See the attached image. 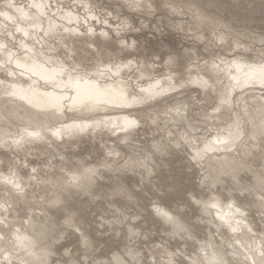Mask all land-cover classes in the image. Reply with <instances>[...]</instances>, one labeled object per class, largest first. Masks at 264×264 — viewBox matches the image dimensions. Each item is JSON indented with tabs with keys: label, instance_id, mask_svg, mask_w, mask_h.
Masks as SVG:
<instances>
[{
	"label": "rangeland",
	"instance_id": "1",
	"mask_svg": "<svg viewBox=\"0 0 264 264\" xmlns=\"http://www.w3.org/2000/svg\"><path fill=\"white\" fill-rule=\"evenodd\" d=\"M40 1L47 2L42 11L34 5L38 0H0V41L14 56L26 53L23 43L27 42L48 66L66 61L73 74L91 77L100 68L101 82L121 79L131 97L144 94L140 88L158 80L173 87L142 104L97 112L63 106V117L48 121L41 112L31 111L28 125L23 118L9 119L8 104L0 107L8 108L0 110L6 115H0L4 121L0 122V264H36L33 258L44 264L51 255L49 264H98L114 252L126 260L138 257L140 264H264V81L249 79L248 83L247 78L248 85L230 87L234 84L231 73L239 69L237 61L248 66L264 63V0ZM12 6L43 12L37 15L41 31L33 28L34 35L28 38L17 32L19 24L25 27L31 19L14 17V24L5 20L3 10L13 11ZM45 29L55 31L47 34ZM221 40L228 43H218ZM4 57L0 50V60ZM115 64L123 66L117 76L102 69ZM3 65L0 80L16 78L9 70L16 66ZM23 77L24 83H30ZM38 84L43 90L55 87L40 78ZM121 115L133 117L136 123L96 124ZM74 120L95 123L68 134L48 130L47 138L30 134L27 141L12 142L14 137L22 138L25 127L37 131ZM220 138L233 145L220 147ZM229 157L241 165L228 164ZM77 176L87 177L86 182L75 184ZM200 194L208 200L217 198L225 208L233 207V213L221 219L212 212L217 224L212 221L224 231L196 215L199 210L191 206ZM250 196L254 202L248 205L244 198ZM167 208L192 220H187L192 236L177 238L169 233L158 216ZM48 220L58 222L61 238L56 244L61 253L47 246L43 252L47 249L49 256L40 250L37 257L25 248L22 251L17 234L22 230L33 234L38 227L37 232H43ZM232 221L245 226L233 232ZM218 248L222 255L225 252L226 263L221 253L217 256ZM86 257L90 260L85 261Z\"/></svg>",
	"mask_w": 264,
	"mask_h": 264
},
{
	"label": "bare ground",
	"instance_id": "2",
	"mask_svg": "<svg viewBox=\"0 0 264 264\" xmlns=\"http://www.w3.org/2000/svg\"><path fill=\"white\" fill-rule=\"evenodd\" d=\"M11 2V1H10ZM9 2V3H10ZM44 3H47V2H44ZM44 3H42V1H40L39 2V0H38V2H35L34 3V5H35V7H38V9L39 10H41L42 11V8L43 7H45V6H43L44 5ZM10 4H12V3H10ZM10 4H7V6H9ZM13 5V4H12ZM17 5V4H16ZM33 5V4H32ZM14 6V5H13ZM12 6V8L14 9V7ZM11 7V6H10ZM9 7V8H10ZM16 8H18V7H16ZM20 8V7H19ZM23 8V7H22ZM5 9V8H4ZM24 9V8H23ZM23 9H14L13 11H5V10H3V12L1 11V13H3L4 14V19L6 18L7 20L9 19V20H11V21H9L8 20V22H12V24H14L13 23V21L16 19L17 20V18H21V17H23V18H21V19H24V18H27V19H31L30 20V22H28V24H27V26H23L22 24H19L18 26H19V28L17 29L18 31L17 32H21V33H23V35H25V36H29V35H31L32 34V32H34V31H32V30H37V28L39 27V29H40V31H41V28H42V26H41V20L38 18L39 16H37L38 14L40 15V14H42L43 15V12L41 13H31V12H29V11H27V10H23ZM29 9V8H28ZM37 9V8H36ZM44 9V8H43ZM44 11V10H43ZM2 15V14H1ZM8 17V18H7ZM14 17H15V19H14ZM36 17V20L34 19V18ZM5 19V20H6ZM4 20V21H5ZM16 20L14 21V22H16ZM7 22V21H6ZM37 27V28H36ZM33 28H35V29H33ZM68 28V27H67ZM15 30V29H14ZM67 31H68V34L70 35V37H71V29L69 28V29H66ZM55 31V29H45V33H47V34H49L50 32L51 33H53ZM15 32V31H14ZM37 32H39L38 30H37ZM9 34H10V31H9ZM38 34V33H37ZM75 34V33H74ZM14 35V34H13ZM13 35H11L12 36V38H15ZM33 35H34V33H33ZM33 35H31L32 37H33ZM10 36V35H9ZM28 36H27V38H28ZM31 36H30V38H31ZM26 38V39H27ZM5 40H7V39H5ZM3 42V41H2ZM21 42V41H20ZM23 42H25V41H23ZM22 43V42H21ZM4 44H5V46H4ZM4 44H2L1 43V41H0V50H1V53L3 52L4 53V55H5V57H4V59L3 60H0V64L1 65H3V63H4V65L6 64V63H8V62H10V64H13V65H15L16 66V68H15V70L16 69H18V71H15V70H13L12 68H9V70H10V72H11V74H14V76L16 77V78H11V79H9V80H7V81H1L0 80V107L1 106H7V104L9 105L8 107H9V109L10 110H8V112L10 113V117L9 116H7V117H9V119L10 118H12L13 120L15 119H19V118H23V119H20V120H22V121H24L25 122V124L26 125H28V123H29V120H30V112L31 111H33V112H38V113H42V117L45 119V121H48V120H51V119H55V118H57V119H59V117H63V115H64V112H63V109H64V107L63 106H67L66 108H72L74 111H75V108H77L78 110L80 109L81 111H85V112H97V111H99V110H104V109H110V108H114V106H124L125 104H139V103H141V102H146V101H144V100H146V99H149V98H151V97H153V96H156V95H160V94H163V93H165V92H167V91H169V90H171V87H173V86H171V85H168V86H165L164 84H162L161 85V83L162 82H160L159 80L158 81H156V82H154V83H152V84H149L148 86H146V87H141L140 89H142V91H143V93L145 94H141V95H137V96H133V97H131V96H127V94H126V87H125V84H124V82L120 79L118 82H113V83H107V82H101L100 81V79L102 78L101 76H103L104 74L101 72V70H100V68H99V70H95V71H93V73H94V75H92V77L90 76V75H88L87 76V74H86V76H83V75H79V73H77L76 72V74H73L72 73V71H74V69L72 70V71H69V65L67 64V62L66 61H61L62 63H58V64H54V65H52L53 63H56V62H53V63H51V67L50 66H48L46 63H44V59L43 58H41L40 57V55L39 54H37V53H35L36 51H33V49H32V46L30 47L29 46V44L26 42V43H23L24 45H25V47L27 48V49H25V54H23L22 56H14V52H13V50H6V49H4V47H6V43H5V41H4ZM23 44H20V45H22L23 46ZM24 47V46H23ZM24 47V48H25ZM33 48H34V46H33ZM35 49H36V47H35ZM73 49H71V51H72ZM73 52V51H72ZM43 56V55H42ZM49 57V56H48ZM45 58L47 59V56H45ZM54 58V57H53ZM48 60V59H47ZM50 60H52V59H50ZM54 60V59H53ZM56 61V60H55ZM46 62H48V61H46ZM58 62V61H57ZM83 62V61H82ZM50 63H48V64H50ZM80 64L79 65H81V62H79ZM73 64V63H72ZM123 64V63H122ZM122 64H118V65H107V66H105V67H102V69H104L105 70V73H107V74H109V76H110V74H118L119 72H121V69L123 68V66H122ZM3 65V66H4ZM76 65V64H75ZM236 65H237V67L239 68V69H237L236 71H233L232 73H231V75L233 76V85H230V87L232 88V86H234V85H236V86H239V85H241V83H247V78H248V83H249V79H250V82H251V80H252V82L254 83V81L253 80H260V81H264V77H262V78H260L261 76H264V63H262V64H254V65H250V66H248V64L247 63H245V62H238L237 61V63H236ZM2 66V67H3ZM11 67V66H10ZM70 68H73V66L71 67V65H70ZM94 70V69H93ZM240 70V71H239ZM77 71V70H76ZM91 71V70H90ZM83 73H85V72H83ZM90 73V72H89ZM92 73V74H93ZM91 74V73H90ZM103 74V75H102ZM114 75V76H115ZM13 76V75H12ZM24 76V77H27L28 79H30L29 81H30V83L28 82V84H27V82H23L22 80H21V78ZM108 76V77H109ZM117 76V75H116ZM229 76H230V74H229ZM231 76V77H232ZM23 77V78H24ZM104 77V76H103ZM107 77V76H106ZM39 78L42 80H44V81H48V84H50L51 83V85L53 84V86H55V87H52L50 90H43L42 88H40L41 86L38 84L39 83ZM110 78H112V77H110ZM25 79V78H24ZM27 79V80H28ZM101 80H103V79H101ZM161 80V79H160ZM245 80V81H244ZM49 81H50V83H49ZM105 81V80H104ZM231 81V80H230ZM229 82V81H228ZM41 83V82H40ZM252 83V84H253ZM262 83V82H261ZM246 85H248V84H246ZM250 85H251V83H250ZM119 87V88H118ZM231 88H228V90H227V92H226V95H228L230 92V90H231ZM71 89H72V91L74 92H72L71 91ZM144 95V96H143ZM65 99H67L66 101H67V104L65 103V101L63 102V100H65ZM64 103L66 104V105H64ZM142 104V103H141ZM126 106V105H125ZM116 108V107H115ZM4 110L5 109H8V108H3ZM3 109H0V110H3ZM21 110L23 111V112H21ZM79 110V111H80ZM77 111V110H76ZM1 112H4V111H1ZM0 112V113H1ZM63 112V113H62ZM85 112H84V114H85ZM23 113V114H22ZM82 113V112H81ZM1 116H2V114H0ZM8 115V114H7ZM0 116V117H1ZM2 117H5L6 118V115H4V116H2ZM8 119V118H7ZM2 121H3V119H2ZM2 121H0V122H2ZM8 121V120H7ZM44 121V122H45ZM4 122V121H3ZM6 122V121H5ZM107 122H109L110 124H118L119 126H121V124H124L125 126L126 125H131V124H133V122H135L136 123V120L133 118V117H129V116H127V115H121V116H115V117H112V118H108V119H103L102 121H96V124H105V125H107L106 123ZM10 123V122H9ZM93 124L94 125V123H95V121H91V122H80V121H73V122H71V123H65V124H62V125H60V126H55V127H47V126H45V127H42V129L41 130H37V131H34L33 129H31V128H29V127H25V131H23V135H22V138L21 137H14V139H13V143L16 145L17 143H19L20 144V141L21 142H24L26 139L28 140V137L27 136H29L30 134H33V135H38V134H40L42 137H45V138H47V135L49 136V132H48V130H52L51 132H53V133H57V134H61V135H63L64 133L65 134H68V133H72V132H74V131H76V130H81V129H83L84 127H89L88 125H90L91 126V124ZM1 124V123H0ZM13 124V123H12ZM86 125V126H85ZM92 125V126H93ZM2 126H3V124H2ZM98 126V125H97ZM100 126V125H99ZM128 127V126H127ZM47 132H48V134H47ZM50 132V133H51ZM4 134V131L3 132H1V135H3ZM52 134V133H51ZM50 134V135H51ZM55 134H53V135H55ZM52 135V136H53ZM4 139H8V136H6V135H4V136H2ZM1 137V138H2ZM230 138V137H229ZM26 140V141H27ZM218 141V145H220V147H225V146H227V148H229L228 147V145L230 146H232L233 144H232V142L230 141V140H228V139H224V138H220V139H218L217 140ZM5 142V141H4ZM6 143V142H5ZM27 143V142H26ZM165 147V146H164ZM226 148V147H225ZM219 159V158H218ZM221 159V158H220ZM219 159V160H220ZM225 159V158H224ZM228 159V158H227ZM229 159H231V161H230V163H228V164H231V162H232V164H234V166H240V165H238L237 164V162H238V160H232V158H230L229 157ZM235 159V158H234ZM221 161V160H220ZM231 164V165H232ZM92 168V166L91 167H89V169H91ZM88 169V170H89ZM0 170H2V169H0ZM92 171H93V169H92ZM90 172H91V170H90ZM90 172H88V173H86V174H89V176L90 177H94V176H92V173H90ZM4 173V172H3ZM83 175H84V172L82 173ZM88 176V177H89ZM89 177V178H90ZM9 178V177H8ZM7 178V179H8ZM85 178H87V177H79V176H77V177H74V180H75V184H78V185H80L81 186V184L82 183H84V181H83V179H85ZM17 180H19V179H17ZM73 180V179H72ZM71 180V181H72ZM87 180V179H86ZM11 181H13V178H12V180ZM10 181V179H9V182H11ZM2 182V181H1ZM1 182H0V184H1ZM4 182V181H3ZM7 182V181H6ZM86 182V181H85ZM12 183V182H11ZM18 185L20 184V182H16ZM13 184L14 185H16L15 184V182L13 181ZM13 184H12V187H13ZM73 184V183H72ZM3 185V184H2ZM7 185V184H6ZM74 185V184H73ZM7 186H10V185H7ZM76 186V185H75ZM11 187V188H12ZM73 187V186H72ZM78 187V186H77ZM89 187V186H88ZM155 187V186H154ZM9 188V187H8ZM74 188V187H73ZM237 188V187H236ZM239 188H237L236 190H238ZM11 190V189H10ZM9 190V191H10ZM15 190V189H14ZM10 192H12V191H10ZM12 194H13V192H12ZM11 194V195H12ZM196 194V193H195ZM204 194H206V192L204 193ZM13 195H15V194H13ZM17 195V194H16ZM194 195V194H193ZM19 196V195H18ZM23 196H25L26 197V195H23ZM22 196V197H23ZM8 197V196H7ZM21 197V196H20ZM251 198H247V199H245L244 198V200H245V203H247L248 205L249 204H251V203H253L254 202V199H253V197L252 196H250ZM196 198V197H195ZM13 199V198H12ZM194 199V198H193ZM197 200H194V203H196V205L195 206H191V207H194V209H195V207H196V209L195 210H199V213L198 212H196V215H198V216H200V217H198V218H200V220H202V221H208V222H213L212 220H214V222L217 224V222L215 221V219H212L213 217H214V215L216 216V214L218 215V217L221 219V217H223L224 216V218L225 217H227L226 215H228V213H233V211H232V209L231 208H233V207H229V208H225V207H223L222 205H221V203H220V201L217 199V198H215V199H210V200H208V199H206L205 198V195L204 196H202V194H200L197 198H196ZM28 201V200H27ZM26 202V201H25ZM189 202V201H188ZM256 202V201H255ZM26 203H28V202H26ZM194 203L193 204H191V205H194ZM189 204V203H188ZM244 204V203H243ZM247 204H245V207H247L246 205ZM255 205H256V203H254ZM2 206V205H1ZM254 206V205H253ZM187 207V206H186ZM144 208H146V207H144ZM8 210H9V208H8ZM155 210V209H154ZM156 210H157V208H156ZM182 210V209H181ZM192 210V209H191ZM238 210V209H237ZM236 210V212H239V211H237ZM240 210V209H239ZM243 210V209H242ZM4 211V210H3ZM103 211H104V209H103ZM149 211H152V209L151 210H149ZM183 211V210H182ZM1 212V211H0ZM8 212V211H7ZM118 212H120V211H118ZM212 212H215L214 213V215L212 216ZM242 212H244V211H242ZM10 213V212H9ZM139 213H141V212H139ZM151 213V212H150ZM181 213V212H180ZM240 213V212H239ZM245 213V212H244ZM117 214V213H116ZM144 214V213H143ZM152 215L154 214L153 212L151 213ZM159 214V215H158ZM158 214H156V215H153L154 217H156L157 215L159 216V218H161V220L164 222V224L167 226V228L169 229V233H171V235L173 234V236L175 235L177 238H178V236H180V237H182V238H184V237H186L185 235H189V236H192L193 234V230H192V228L190 229V224H189V222L188 221H192V220H188L187 219V217L185 216V213H184V216L183 215H180L178 212H175V210H169L168 208L167 209H162ZM234 214H235V212H234ZM237 214V213H236ZM0 215H1V213H0ZM102 215V214H101ZM239 214H237V216H238ZM2 216V215H1ZM50 216V215H49ZM142 216V215H141ZM189 216V215H188ZM235 216V215H234ZM53 217V216H52ZM118 217V216H117ZM138 217H140V216H138ZM186 217V218H185ZM229 217V216H228ZM45 218V217H44ZM54 218V217H53ZM105 218V217H104ZM142 218V217H141ZM140 218V219H141ZM159 218H155V219H159ZM215 218H217V217H215ZM223 218V219H224ZM234 220H235V218H236V216L235 217H232ZM242 218V217H241ZM248 218V217H247ZM49 219H50V217H49ZM55 219V218H54ZM111 219V218H110ZM119 219V218H118ZM118 219H115L116 221H118ZM218 219V218H217ZM216 219V220H217ZM222 219V220H223ZM239 219H240V217H239ZM238 219V217H237V221H240ZM106 220V219H105ZM114 220V221H115ZM124 220V219H123ZM144 220V219H143ZM188 220V221H187ZM242 220H243V218H242ZM97 221V220H96ZM102 221H104V220H102ZM107 221V220H106ZM112 221V220H111ZM115 221V222H116ZM121 221V220H120ZM199 221V220H198ZM231 221V220H230ZM244 221V220H243ZM243 221H241V222H243ZM246 221H248V223H250L251 221H249L248 219H246ZM10 222V221H9ZM45 222H47V221H45ZM195 222V221H194ZM207 222V223H208ZM212 223V226H213V224L214 225H216L215 223ZM226 222H229V221H227L226 220ZM31 223V222H30ZM42 222H40V224H41ZM104 223V222H103ZM112 223V222H111ZM116 223H118V224H120V222L118 221V222H116ZM122 223V222H121ZM132 223H133V221H132ZM141 223V222H140ZM211 223H209V224H211ZM230 223V222H229ZM234 223H235V225H234ZM248 223L246 222L245 224H247V226L246 227H248ZM0 224H2V223H0ZM8 224V223H7ZM10 224V223H9ZM16 224V223H15ZM37 224V223H36ZM39 224V225H40ZM57 224H58V222H57ZM57 224H56V222L54 221V220H48V222H47V227H46V225L44 226V230L45 231H43V232H41V231H39V232H37V229L39 228H35L36 229V233H34L33 232V234L31 233H28V232H22L21 231V233H16L17 234V237L16 238H18V239H20L19 240V242H20V244H21V246L23 247V248H21V246H20V248L22 249V251H23V249L24 250H26V251H28L27 253L30 255V253H32V255L34 254V256H36V255H39V252H43V246H47V247H50V250H52V251H54L55 253L56 252H60L61 250H58L59 249V245H57L56 243H57V241L58 240H60V238L61 237H58V231H57V229L59 228L58 226H57ZM95 224V223H94ZM107 224V223H106ZM163 224V223H162ZM192 224V223H191ZM195 224V223H194ZM206 224V223H205ZM252 224V223H251ZM251 224H249V227H253V226H250ZM4 225V224H3ZM60 225V224H59ZM102 225V224H101ZM111 225V224H110ZM193 225V224H192ZM230 225V224H229ZM14 226V225H13ZM30 226H31V224H30ZM42 226H43V224H42ZM58 228H57V227ZM216 226H218V225H216ZM221 225H219L217 228H219V229H222L223 231H224V229L223 228H221L220 227ZM231 226H232V228H230V230L232 229L233 230V232H234V229L236 230V228H237V230H241V227L242 226H245L244 225V223L242 224V226H241V224H240V222L239 223H237L236 224V222L235 221H232V223H231ZM231 226H229V227H231ZM10 227H11V224H10ZM34 227V226H33ZM229 227H227L228 228V231H230L229 230ZM6 228V227H5ZM8 228V227H7ZM41 228H43V227H41ZM124 228V227H123ZM126 228V227H125ZM212 228V227H211ZM243 228V227H242ZM0 229H1V226H0ZM60 229V228H59ZM126 229H128V227L126 228ZM138 229V228H137ZM136 229V230H137ZM255 229V228H254ZM34 230V229H33ZM39 230V229H38ZM41 230V229H40ZM62 230V229H61ZM115 230V229H114ZM192 230V231H191ZM239 230V231H240ZM242 230H244V229H242ZM18 231V230H17ZM25 231V230H24ZM121 231V230H120ZM251 231H254V230H252V228H251ZM1 232H2V230H1ZM20 232V231H19ZM192 232V233H191ZM196 232V231H195ZM238 232V231H237ZM242 232V231H241ZM244 232H245V230H244ZM141 233V232H140ZM229 233H231V235H232V232L230 231ZM15 234V235H16ZM56 234V235H55ZM83 234V233H82ZM212 234V233H211ZM239 234H241V233H239ZM13 235H14V233H13ZM85 235V234H84ZM83 235V236H84ZM87 235V234H86ZM150 235V234H149ZM196 234H194V236H195ZM228 235V234H227ZM234 235V234H233ZM139 236V235H138ZM188 236V237H189ZM230 236V235H229ZM227 237V236H226ZM225 237V238H226ZM2 238H3V236H2ZM16 238H15V240H16ZM118 238V237H117ZM139 238V237H138ZM145 238V237H144ZM194 238V237H193ZM5 239V238H4ZM7 239V238H6ZM189 239H190V237H189ZM211 239H213V237H211ZM236 239H238V238H236ZM3 240V239H2ZM10 240H11V238H10ZM183 240V239H182ZM186 241V240H185ZM188 241V240H187ZM186 241V242H187ZM191 241V240H190ZM214 241H215V239H214ZM213 240H212V242H214ZM19 242H17V243H19ZM182 242V241H181ZM91 244H92V242H90ZM194 243V242H193ZM80 244H81V242H80ZM213 244V243H212ZM215 244V243H214ZM238 243L236 242V245H237ZM241 243H239V245H240ZM12 245H13V243H12ZM19 245V244H18ZM82 245V244H81ZM193 245V244H192ZM14 246V245H13ZM57 246H59V247H57ZM216 246V245H215ZM235 246V245H234ZM193 247V246H192ZM217 247H219V246H217ZM241 247V246H240ZM13 249H15L14 247H12ZM18 248V247H17ZM213 248V247H212ZM221 248V247H220ZM220 248H218L219 249V253H217L218 252V250L217 249H215V251H217V252H214L215 254L217 253V256H219L218 254H220L221 253V255L220 256H222V258L224 257V262H225V259H226V257L225 256H223L224 254H225V252H224V254L222 255V249H220ZM235 248V247H234ZM260 248H261V246H260ZM20 249V250H21ZM202 249V248H201ZM200 249V250H201ZM38 250H40L39 252H37ZM68 250V249H67ZM66 251V250H65ZM203 251H205V250H203ZM21 252V251H20ZM67 252V251H66ZM81 252V251H80ZM84 252V251H83ZM133 252V251H132ZM260 252H261V250H260ZM13 253V252H12ZM27 253H26V256H28L27 255ZM46 254L47 256H49V254H47V249H45L44 250V252H43V254ZM61 253V252H60ZM62 253H64V252H62ZM70 253H71V251H70ZM88 253V252H87ZM130 253V252H129ZM134 253V252H133ZM229 253V252H228ZM262 253V252H261ZM10 254H11V252H10ZM16 254H19V253H16ZM24 254H25V252H24ZM23 254V255H24ZM232 254H233V252H231V256H232ZM46 255L45 256H43V257H45V260L47 259V257H46ZM129 255V254H128ZM200 255H201V253H200ZM233 255H235V254H233ZM10 256V255H9ZM25 256V255H24ZM24 256H22V257H24ZM92 256V255H91ZM110 257L108 258V259H106V261H104L103 260V262H100L99 260H98V264H134L133 263V261L131 262V260H136L137 261V263L139 262V258L137 257L136 259L134 258L135 256H133V257H131V259H129V260H126L124 257H122V256H120L118 253H115L114 252V254L112 253V255H109ZM130 256V255H129ZM128 256V257H129ZM132 256V255H131ZM141 256V255H140ZM216 256V255H215ZM215 256H213V257H215ZM236 256V255H235ZM235 256L233 257V258H235ZM6 257V256H5ZM17 257V256H16ZM22 257H20L19 256V258L21 259ZM37 257V256H36ZM41 257H42V253H41ZM42 257V258H43ZM51 257H52V255H51ZM51 257H49L48 259L50 260V258ZM128 257H126L127 259H128ZM11 258V257H10ZM18 258V257H17ZM71 258H73V261H74V257H71ZM70 258V259H71ZM84 258V257H83ZM87 258V257H86ZM130 258V257H129ZM233 258L231 257V259L233 260ZM6 259V258H5ZM13 259V258H12ZM14 259H16V258H14ZM26 259L27 258H25V260L24 261H26ZM38 259V258H37ZM44 259V258H43ZM47 259V261L50 263V261ZM143 259V258H142ZM142 259H140V260H142ZM214 259V258H213ZM221 259V258H220ZM228 259V258H227ZM10 261H11V259H9ZM18 260V259H17ZM23 260V259H22ZM36 264H40V262H38L39 261V259H38V261L36 262L35 261V259L33 258L32 259ZM90 260V259H89ZM88 260V258H87V260H85V261H89ZM93 260V259H92ZM174 260V259H173ZM221 260H223V259H221ZM236 260H237V258H236ZM45 262L44 264H46V263H48V262ZM72 261V260H71ZM72 261V262H73ZM76 261V260H75ZM84 261V260H83ZM146 261V260H145ZM180 261V260H179ZM183 261V260H182ZM189 261H191V260H189ZM213 261V260H212ZM211 261V262H212ZM215 261H217V260H215ZM218 261H220L219 259H218ZM227 261V260H226ZM228 261H231V260H229L228 259ZM234 261H235V259H234ZM1 262V261H0ZM2 262H4L5 263V261H2ZM7 262H8V260H7ZM6 262V263H7ZM14 262V261H13ZM19 262V261H18ZM22 262V261H21ZM31 264H32V262L31 261H29ZM33 262V263H34ZM53 262V261H52ZM194 262V261H193ZM193 262H190L191 264L193 263ZM204 262V261H203ZM214 262V261H213ZM24 263V262H23ZM30 263H28V264H30ZM42 263V262H41ZM48 263V264H49ZM79 264L78 262H74V264ZM91 263H93V262H91ZM91 263H89V264H91ZM141 262H139L138 264H140ZM173 263V262H172ZM195 263V262H194ZM197 263H198V261H197ZM226 263V262H225ZM9 264V263H8ZM25 264H26V262H25ZM85 264V263H84ZM88 264V263H87ZM94 264H96L95 262H94ZM136 264V263H135ZM183 264V263H182ZM198 264H201L200 262L198 263ZM227 264V263H226Z\"/></svg>",
	"mask_w": 264,
	"mask_h": 264
},
{
	"label": "clouds",
	"instance_id": "3",
	"mask_svg": "<svg viewBox=\"0 0 264 264\" xmlns=\"http://www.w3.org/2000/svg\"><path fill=\"white\" fill-rule=\"evenodd\" d=\"M218 43H220V44H225V43H228V41L221 40V41H218ZM137 123H138V125H139V122H137Z\"/></svg>",
	"mask_w": 264,
	"mask_h": 264
}]
</instances>
